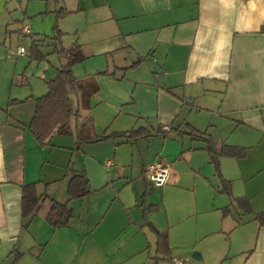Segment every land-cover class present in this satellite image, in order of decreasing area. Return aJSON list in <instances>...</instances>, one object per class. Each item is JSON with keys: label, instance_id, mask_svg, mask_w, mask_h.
<instances>
[{"label": "crops", "instance_id": "obj_1", "mask_svg": "<svg viewBox=\"0 0 264 264\" xmlns=\"http://www.w3.org/2000/svg\"><path fill=\"white\" fill-rule=\"evenodd\" d=\"M55 25L60 45L86 57L73 75L97 90L84 107L70 97L71 135L43 147L28 125L65 59L58 45L41 62L29 48L49 55ZM140 128L153 134L96 140ZM208 143L244 153L220 156L218 175ZM155 161L168 172L159 187L147 176ZM76 173L89 194L69 200ZM30 183L47 198L26 224ZM50 199L73 211L66 227L48 224ZM262 212L264 0H0V264H264Z\"/></svg>", "mask_w": 264, "mask_h": 264}, {"label": "trees", "instance_id": "obj_2", "mask_svg": "<svg viewBox=\"0 0 264 264\" xmlns=\"http://www.w3.org/2000/svg\"><path fill=\"white\" fill-rule=\"evenodd\" d=\"M69 12L63 9L58 10L55 15L57 19L68 15ZM63 34L59 31L57 26H54L53 37L54 44L59 47H55L58 56L65 59V62L57 69L56 76L47 82V92L37 98L35 104V110L33 117L28 125V129L32 132L39 145L46 147L52 146L50 140L54 134L59 136H70V119L73 114V106L70 97L72 95H80L81 105L87 106L88 97L91 93L97 90L95 81L91 78L78 80L73 75V67L86 60V57L82 53L81 46L74 42L69 48L65 49L60 45V41ZM30 60L41 62L46 60V55L41 52L40 46L32 41L29 48ZM138 65V62L131 65V68ZM123 71L126 69H122ZM106 72L99 73V75H105ZM154 134L165 136L166 132L162 129L153 131ZM188 135L192 138H202L203 133L188 126ZM153 133L146 129L131 130L127 133L110 134L102 137H98L96 140H106L108 138H114L118 136L127 135L132 140H136L141 137H149ZM207 151L210 156V162L214 165L215 171L219 174V157L230 156L240 158L243 156L244 149L240 147L222 146L220 152H217L214 147L208 143ZM223 188L226 192H229L230 182L221 177ZM36 183H30L23 185L21 188V203L20 212L21 217L27 222L32 218L37 207L42 200H45L47 196L45 194H38L36 190ZM148 187H151L148 185ZM147 187V189H149ZM147 192V191H146ZM144 193L145 195L147 193ZM89 194L88 182L84 173L74 174L67 186V196L69 200L77 199L87 196ZM51 206L48 211L46 220L48 224L53 228L66 227L70 220L73 218V211L68 207L67 203H59L51 200ZM238 206L244 213L250 214V208L246 199H236ZM259 225H264V212L256 215L255 218ZM157 238V251L164 255L168 254L169 250L166 242V235L155 231Z\"/></svg>", "mask_w": 264, "mask_h": 264}, {"label": "built area", "instance_id": "obj_3", "mask_svg": "<svg viewBox=\"0 0 264 264\" xmlns=\"http://www.w3.org/2000/svg\"><path fill=\"white\" fill-rule=\"evenodd\" d=\"M25 49L23 47L18 48V53L23 54ZM167 168L160 162L155 161L148 169V178L152 183L153 187H159L166 182L167 179ZM176 264H183L181 261H175Z\"/></svg>", "mask_w": 264, "mask_h": 264}, {"label": "rangeland", "instance_id": "obj_4", "mask_svg": "<svg viewBox=\"0 0 264 264\" xmlns=\"http://www.w3.org/2000/svg\"><path fill=\"white\" fill-rule=\"evenodd\" d=\"M65 17H66V16H63L61 19H64ZM30 45H31V44H30ZM54 45H55V44H54V42H53L50 46H47V47L45 48V49H47V50L49 49V53H50L49 55L44 53V54L46 55V59H47V56H49L50 58L53 57V54H51V53H52L51 51H52V46H54ZM50 49H51V51H50ZM45 51H46V50H45ZM47 52H48V51H47ZM53 60H54V58L52 59V61H53ZM84 119H85V117H84ZM79 120H80V119H79ZM83 121H84V120H83ZM78 123H80V121H79ZM175 261H176V260H175ZM175 261H174V263H175ZM174 263L172 262V264H174Z\"/></svg>", "mask_w": 264, "mask_h": 264}]
</instances>
